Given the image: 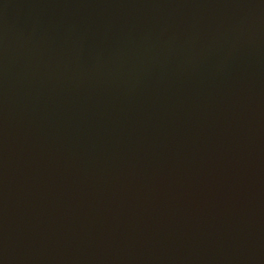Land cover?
I'll return each mask as SVG.
<instances>
[{
	"label": "water",
	"instance_id": "1",
	"mask_svg": "<svg viewBox=\"0 0 264 264\" xmlns=\"http://www.w3.org/2000/svg\"><path fill=\"white\" fill-rule=\"evenodd\" d=\"M0 264H264V0H0Z\"/></svg>",
	"mask_w": 264,
	"mask_h": 264
}]
</instances>
